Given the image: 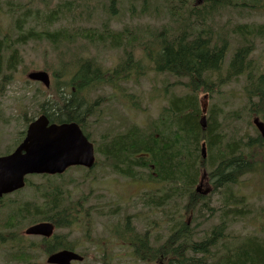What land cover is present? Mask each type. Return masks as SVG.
<instances>
[{"label": "rangeland", "instance_id": "obj_1", "mask_svg": "<svg viewBox=\"0 0 264 264\" xmlns=\"http://www.w3.org/2000/svg\"><path fill=\"white\" fill-rule=\"evenodd\" d=\"M211 3V0H0V32L11 40L2 63L5 66L11 60L9 55L12 48L18 47L22 56L15 72L4 68L2 70V75L6 74L10 79L0 88V155L11 152L23 138L28 118L41 112L40 101L49 93V89L42 84L29 82L28 72L41 69L50 71L53 86L59 85L69 95L70 87L65 85L68 77L63 73V68L72 67L76 55L94 56L104 67L109 68L115 67L125 56L124 48L113 49L79 37L60 41L58 44L37 39L18 43L16 38L21 33L55 31L61 28H67L71 33L87 28L125 32L123 38L131 44L129 48L133 50L134 58L142 62L144 74H134L131 81L121 84L124 91L132 94V99L129 96L123 97L108 86L88 94L91 103L84 106L88 110L91 109L92 102L99 99L93 107L95 112L88 119V131L91 132L92 139H98L104 132L122 130L131 123L146 126L150 120L160 118L163 107L168 104V98L172 94L186 92L185 88L174 85L178 78L152 70L144 52L146 46L158 48L160 39H172L181 30L185 35L208 30L213 36H232L233 27L239 23L264 24V7L256 11H239L230 7H212ZM259 5H264V0ZM194 6L199 8L195 10ZM112 8L116 9V14H112ZM194 12L199 15L195 16ZM17 19L25 21L18 22ZM237 45L234 41L231 54ZM256 45L252 57L255 62L261 63L264 61V39H257ZM56 73L59 74L58 78ZM244 84L245 76L242 75L226 84L220 92L203 100V103H208V111L213 105L220 110L221 120L230 138L259 133L252 122L254 115L244 109ZM205 95L201 94L199 101ZM97 158L99 162L95 169L74 168L56 179H63L66 196L77 199L87 195L88 205H96L92 214L93 226L90 224V230L87 231L89 237L83 231H86L84 223L81 229L56 232L62 235L65 243L73 245L76 251L87 256L83 262L75 264H102L103 254L108 255L111 264H149L135 261L130 250L120 247L109 233L115 227H122L125 216L129 214L133 216L132 223L140 232L150 228L153 220L160 222L152 233L159 237V242L163 241L167 235V224L162 220L168 218L169 208L151 212L148 208H141L139 198L144 192L161 193L164 183L156 182L154 186L147 185L146 180H130L105 167V158L101 154L98 153ZM30 178L35 184L43 181L40 176ZM201 180V192L208 188H211V192L205 195L209 197V205H204L201 217L193 223L196 225L198 238H202L221 222L220 212L223 210L220 206L224 198V193L212 187L206 170L200 171L196 187ZM25 188L10 195L8 199L23 202L41 198V192L36 191L32 185ZM235 192L246 198L247 207L253 210L255 216L264 211V171L260 169L243 176L236 184ZM178 207L177 203H173L172 209ZM8 210V205L2 208L0 220L7 216ZM197 215L199 214H194L195 217ZM228 222L230 234L264 237L254 219L232 221L230 217ZM40 239L39 236H30V240L37 243ZM8 249L7 243H0V264H25L7 261ZM45 257L39 253L30 264H46Z\"/></svg>", "mask_w": 264, "mask_h": 264}, {"label": "trees", "instance_id": "obj_2", "mask_svg": "<svg viewBox=\"0 0 264 264\" xmlns=\"http://www.w3.org/2000/svg\"><path fill=\"white\" fill-rule=\"evenodd\" d=\"M114 2L115 0H111ZM212 7H226L228 0H211ZM112 14L116 9L112 8ZM24 22L25 19H17ZM1 35V32H0ZM82 38L89 42L102 43L108 47L123 46V33L106 29L87 28L83 31L71 33L67 28L56 31L45 30L43 32L27 31L21 33L16 41L24 42L29 38L45 39L50 43L65 41L70 38ZM10 39L4 36L0 39V74L2 73V59L5 50L10 46ZM161 47L155 49L148 45L147 57L152 67L159 73L168 72L174 76L187 75V92L183 95L175 94L169 99L161 117L154 121L147 129L133 124L123 131L113 132L105 135L102 142L98 144L99 150L105 154L113 165V170L131 178L137 177L136 169L149 167L156 171V178L169 183V193L165 196L151 198L153 202L161 205L169 201L177 203L179 207L170 213L167 230L170 233L166 243L162 244V254L176 251L181 257L174 259L170 264H264V237L251 235L241 237L229 234L227 230L228 219L232 221L254 219L256 227L264 233V211L254 215L253 210L247 207L246 198L235 192L239 180L253 172L259 171L264 162V138L260 135H243L239 138H229L224 133L219 113L213 109L208 114L205 127L201 124V109L199 107L198 95L200 92L213 91V84L208 80L209 70L219 68L225 48H211L207 40L197 38L191 42L174 41L164 39L160 42ZM125 59L116 65L113 70L105 69L94 56L76 55L72 67L64 66L63 73L66 75V84L74 90L64 98L63 103H55L51 106L53 112L49 113L55 121H76L85 126L87 103L86 96L82 93L90 88L102 84L115 86L122 78L129 77L128 66L132 62V54L126 49ZM20 51L12 48L9 67L15 66ZM246 53L241 50L234 58L233 64L236 71H241ZM59 77V74H55ZM66 85V86H67ZM219 85V83H217ZM68 87V86H67ZM247 105L250 111L256 112L264 118V70L255 73L249 69L248 82L245 86ZM207 146V156L202 154V143ZM263 160V161H262ZM262 161V165H260ZM206 170L209 174L212 187L220 193H224L222 205V226L214 227L201 242H194L191 225L199 217L198 209L203 210L204 205H209V197L197 191L200 171ZM152 178V176H150ZM46 191L49 202L42 204L27 202L23 205H15L11 209L6 223L18 227L21 222L35 217L41 220H51L57 227H69L80 221L78 214L82 211V205L86 200L81 197L71 207L63 206V190L61 182L47 178ZM58 184V186L51 185ZM148 196L147 192L142 194L143 198ZM148 203V201H147ZM158 205V204H157ZM30 212H32L30 214ZM32 215V216H30ZM12 238H16L18 232H10ZM169 234V233H168ZM139 241L141 247H137L136 256L144 261H155L158 249H150L148 243L152 242V235L148 232ZM157 239V238H156ZM155 239V240H156ZM137 240V239H136ZM135 240V241H136ZM46 252L55 251L67 247L59 235L51 239H44ZM220 248L217 249V246ZM215 246L214 249H208ZM186 251L193 254L186 256ZM201 252L203 257H196ZM14 258L27 259L30 257L26 249L24 238L19 236L17 244L12 253Z\"/></svg>", "mask_w": 264, "mask_h": 264}, {"label": "water", "instance_id": "obj_3", "mask_svg": "<svg viewBox=\"0 0 264 264\" xmlns=\"http://www.w3.org/2000/svg\"><path fill=\"white\" fill-rule=\"evenodd\" d=\"M30 78L50 84L44 72L32 73ZM258 124L264 130L263 124ZM94 161L93 145L76 123L48 126V120L42 116L30 125L27 137L14 153L0 157V197L23 187L28 174L63 172L76 164L91 167ZM28 231L50 236L53 225L44 223ZM72 259L81 257L64 250L52 255L49 261L68 264Z\"/></svg>", "mask_w": 264, "mask_h": 264}]
</instances>
